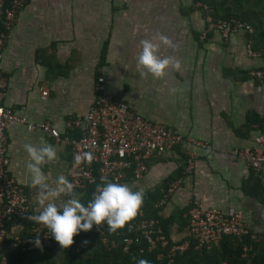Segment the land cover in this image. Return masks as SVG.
<instances>
[{
    "label": "crops",
    "instance_id": "1",
    "mask_svg": "<svg viewBox=\"0 0 264 264\" xmlns=\"http://www.w3.org/2000/svg\"><path fill=\"white\" fill-rule=\"evenodd\" d=\"M160 34L177 45H161L160 54L179 60L181 69H170L164 79L142 76L137 68L140 41L157 42ZM247 38L238 30L224 41L204 26L193 0H28L1 60L6 78L2 103L25 119L6 128L9 173L40 208L38 193L29 186V156L23 146L53 145L59 161L42 170L53 185L60 175L66 177L71 156L67 139L78 130L66 129L64 121L86 110L96 77L103 75L106 90L138 113L208 145L194 147L197 156L190 172L184 167L191 145L179 144L151 158L144 176L131 183L133 190L145 192L181 178L160 210L164 216L175 214L169 227L172 241L185 233L180 224L192 198L203 206L238 208L254 230L264 231V166L254 170L228 154L232 147L253 145L259 129L248 115L264 119V57L248 55ZM41 88L48 90L44 98ZM44 120L59 130L57 140L26 127V122ZM68 198L61 196L56 203Z\"/></svg>",
    "mask_w": 264,
    "mask_h": 264
},
{
    "label": "built area",
    "instance_id": "2",
    "mask_svg": "<svg viewBox=\"0 0 264 264\" xmlns=\"http://www.w3.org/2000/svg\"><path fill=\"white\" fill-rule=\"evenodd\" d=\"M28 0H0V249L4 248L5 239H9L12 247L19 250L40 249L34 243L37 236L42 242V248H62L54 239L49 230L33 222L30 217L37 215L42 210L32 203L25 189L19 185L8 171L9 155L7 153L8 138L6 128L10 122H25L11 108L4 105L6 78L1 67L3 50L9 32ZM205 9V7H204ZM207 29L215 30L225 41L238 30L244 31L249 36L253 27L245 21L237 19H219L214 21L210 15L204 17ZM251 36L247 39L246 50L248 55L264 57L260 52L251 47ZM255 73L261 76L262 71ZM93 98L83 113L70 116L64 121L68 130H78V135L67 139L71 146V156L66 178L75 186L74 192L82 196L83 191L94 185L102 183L101 177L106 181L131 183L142 178L147 172L151 158L163 152L172 150L176 145H191L187 150L185 172L193 170L197 151L195 146L208 147L205 141L191 136H185L174 126L148 119L130 107L119 95L108 92L104 85L103 75L96 77L93 85ZM48 90L41 88V98L46 97ZM29 130L38 128L44 133L59 138V130L47 120L40 122H26ZM264 131L254 137L253 145L236 146L229 150V155L248 167L259 170L264 166ZM91 153L94 157L89 165L86 160L80 165H74V156H86ZM181 183V178H175L166 183L162 198L156 205H162L166 197L172 193L173 188ZM92 193V198H93ZM186 212V234L195 238L194 246L209 248L224 235L241 236L250 231L254 240L262 238L264 232L252 231L251 225L244 219L238 208H221L214 205L203 206L197 198L188 201ZM87 206V203L84 204ZM141 209L138 219L131 222L134 235H124L117 240L106 233L104 226L94 225L89 231L95 233L100 242L107 248L122 245L123 250H128L133 244L139 245V252L158 250V256L166 257L171 261L177 252L185 250L190 241L181 238L172 241L156 223L157 220L142 218ZM22 218L30 222L28 229L23 230ZM9 222V227L6 224ZM70 248V247H68ZM66 248V249H68ZM65 249V248H64Z\"/></svg>",
    "mask_w": 264,
    "mask_h": 264
},
{
    "label": "trees",
    "instance_id": "3",
    "mask_svg": "<svg viewBox=\"0 0 264 264\" xmlns=\"http://www.w3.org/2000/svg\"><path fill=\"white\" fill-rule=\"evenodd\" d=\"M194 3H198L196 9L201 13L205 27H207L204 19L206 14L210 15L214 21L232 18L247 21L253 27L250 35L251 47L260 52L264 51V0H193ZM250 36L247 34L248 38ZM250 116L248 115V122H257L259 133L263 132L264 119ZM182 170L183 166H180L178 173L181 174ZM95 184L89 185L83 191L79 198L81 203L86 204L92 199ZM160 187L165 189L166 182ZM161 189L156 188L143 192L142 218L157 220L156 223L161 226L162 232L169 238V227L175 221V214L170 213L164 216L160 213L162 205L157 206L155 203L162 198ZM260 193L264 199V187ZM188 206L189 204L185 208L186 211ZM186 219L180 225L184 226ZM18 220L22 223L23 230L28 229L30 222L22 218ZM6 224L9 227V222ZM104 227L106 233L117 240L124 235H134V231L129 230L128 226L115 233L110 232L106 224ZM181 228L178 229L181 230ZM184 232L183 236L189 239L190 244L182 252H177L171 261H168L166 257L158 256L157 249L140 253L139 245L136 244L131 245L128 250H123L120 244L107 248L95 233L81 231L74 237V244L68 249L44 247L22 251L17 247H12L9 239H5L4 248L0 249V264H137L141 258L148 260L150 264H264V240L262 238L252 239L250 231L239 237L224 235L208 249L204 246L196 248L195 238L187 235L186 229ZM57 255L58 258H56Z\"/></svg>",
    "mask_w": 264,
    "mask_h": 264
},
{
    "label": "clouds",
    "instance_id": "4",
    "mask_svg": "<svg viewBox=\"0 0 264 264\" xmlns=\"http://www.w3.org/2000/svg\"><path fill=\"white\" fill-rule=\"evenodd\" d=\"M140 45L142 50L137 57V68L141 70L142 76L151 74L156 79H164L170 69L176 71L181 69L179 60L160 54L161 45L173 49L177 46L167 35L160 34L157 42L153 39H143ZM23 147L29 156L26 165L27 171L31 174L29 186L37 191L38 204L42 209L39 214L32 215L30 219L45 226L62 248L72 246L76 235L81 231L91 230L94 225L104 226L106 224L108 230L115 233L130 226L140 214L144 203L142 190H133L126 183L110 182L101 177L102 183L97 185L93 198L85 206L76 197L74 184L65 176L60 175L53 185L49 183L48 176L42 170L44 164L59 161L57 150L53 145L42 143L37 147L27 143ZM93 159L91 153L86 156L76 154L74 165H80L85 160L91 165ZM61 196L70 198L57 204L56 201ZM129 230H131L130 227ZM251 230L258 231L252 227ZM34 243L42 249L39 236L36 237ZM137 264H150V262L141 258Z\"/></svg>",
    "mask_w": 264,
    "mask_h": 264
},
{
    "label": "rangeland",
    "instance_id": "5",
    "mask_svg": "<svg viewBox=\"0 0 264 264\" xmlns=\"http://www.w3.org/2000/svg\"><path fill=\"white\" fill-rule=\"evenodd\" d=\"M197 4H198V3H194V4H193V7H194V8H197ZM200 14H201V13H200ZM55 256H56V254H55ZM58 257H59V256L57 255L56 258H58Z\"/></svg>",
    "mask_w": 264,
    "mask_h": 264
}]
</instances>
